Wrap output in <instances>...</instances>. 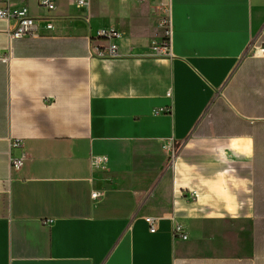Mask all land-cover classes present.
<instances>
[{
    "label": "crops",
    "instance_id": "crops-1",
    "mask_svg": "<svg viewBox=\"0 0 264 264\" xmlns=\"http://www.w3.org/2000/svg\"><path fill=\"white\" fill-rule=\"evenodd\" d=\"M52 1L0 0V264H264V0Z\"/></svg>",
    "mask_w": 264,
    "mask_h": 264
},
{
    "label": "built area",
    "instance_id": "built-area-1",
    "mask_svg": "<svg viewBox=\"0 0 264 264\" xmlns=\"http://www.w3.org/2000/svg\"><path fill=\"white\" fill-rule=\"evenodd\" d=\"M7 1V0H4ZM89 0H75V4L80 7H87ZM134 1V0H128ZM36 3L39 7L47 10L53 11L55 9L54 2L52 0H36ZM0 19L9 20L13 19L15 21V26L11 29H7V34L9 38L16 39L22 37H30L34 35V19L26 14L24 9L12 10L8 6L0 8ZM162 25L167 26L166 19L162 20ZM52 26L50 23L46 24V29H51ZM170 34L169 27L164 30V38L159 43H152L150 46L153 56L163 57L167 56L169 53V44L168 36ZM119 36V33L114 28H100L96 31L95 37L97 39H102L106 41L107 47L100 48L95 47V55L100 58H112L118 56V47L116 40ZM19 142H14L13 147L18 146ZM103 159L101 157H94L93 162L96 166L102 163ZM11 166L13 169L18 170L21 167V159H11ZM96 192L91 193V197H96ZM190 199H194L197 196L196 191H190ZM145 221L148 224L149 232L153 233L156 230V218L146 217ZM172 235L175 238L185 240L187 235L183 227L179 224H174Z\"/></svg>",
    "mask_w": 264,
    "mask_h": 264
}]
</instances>
